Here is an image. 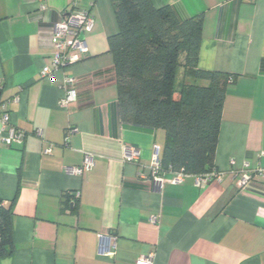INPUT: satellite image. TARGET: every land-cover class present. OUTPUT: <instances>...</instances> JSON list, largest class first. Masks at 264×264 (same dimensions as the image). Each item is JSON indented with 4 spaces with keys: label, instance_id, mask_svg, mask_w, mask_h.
Returning <instances> with one entry per match:
<instances>
[{
    "label": "crops",
    "instance_id": "obj_1",
    "mask_svg": "<svg viewBox=\"0 0 264 264\" xmlns=\"http://www.w3.org/2000/svg\"><path fill=\"white\" fill-rule=\"evenodd\" d=\"M74 2L94 19L87 52L41 77L51 67L53 26ZM150 2L182 20L202 15L197 68L234 77L214 155L220 181L160 187L150 179L164 134L129 129L119 117L111 0H0V104L24 134L0 144V201L12 204L14 233V251L0 264H136L149 255L152 264H264V178L237 185L244 165L264 169V0ZM66 78L76 99L61 108ZM130 150L137 160H126ZM85 153L92 169L65 174Z\"/></svg>",
    "mask_w": 264,
    "mask_h": 264
},
{
    "label": "trees",
    "instance_id": "obj_2",
    "mask_svg": "<svg viewBox=\"0 0 264 264\" xmlns=\"http://www.w3.org/2000/svg\"><path fill=\"white\" fill-rule=\"evenodd\" d=\"M111 3L117 31L107 44L122 124L143 133L163 132L161 171L216 170L225 91L234 77L197 68L202 15L182 20L171 7L155 8L150 0ZM1 203L0 259L14 251L12 204Z\"/></svg>",
    "mask_w": 264,
    "mask_h": 264
},
{
    "label": "built area",
    "instance_id": "obj_3",
    "mask_svg": "<svg viewBox=\"0 0 264 264\" xmlns=\"http://www.w3.org/2000/svg\"><path fill=\"white\" fill-rule=\"evenodd\" d=\"M253 1V0H251ZM94 19L92 15L86 11L76 7L75 2L72 3L70 9L65 11L58 22H56L52 29L53 39V55L51 58V67H44L41 71V77L53 76V74L65 67L81 61L87 52L86 35L92 31ZM74 80L70 78L65 79V87L67 88L66 95L60 100L59 106L65 107L68 103L76 99V92L73 88ZM1 85V82H0ZM14 101V100H13ZM24 134L10 124L9 114L7 111V104H0V144L10 147L13 143H20ZM51 146L43 151L44 154L50 152ZM139 158V152L130 150L126 155V160L134 161ZM94 165L93 155L85 153L82 163L77 167H65L63 171L69 176H82L89 172ZM165 173L171 174V179L166 180L163 175ZM149 176L152 182L160 186L164 182L172 184L182 183L186 178L192 177L196 187H203L212 181H220L221 174L216 170H212L202 175H189L182 171H161L158 157V147L153 148V157L149 167ZM264 178V169L249 170L247 165H244L239 171L237 185L239 188L248 186L253 177ZM141 178L142 175L140 176ZM75 198H79V193H75ZM152 224L157 222V217L153 216L150 219ZM114 248V242L111 244ZM136 264H152V255L147 258H141Z\"/></svg>",
    "mask_w": 264,
    "mask_h": 264
}]
</instances>
